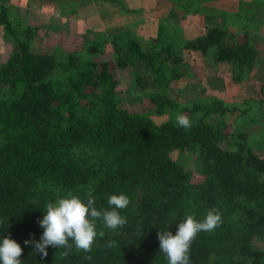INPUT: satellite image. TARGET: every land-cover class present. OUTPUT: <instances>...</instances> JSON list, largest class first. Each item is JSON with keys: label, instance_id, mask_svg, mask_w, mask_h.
Here are the masks:
<instances>
[{"label": "trees", "instance_id": "obj_1", "mask_svg": "<svg viewBox=\"0 0 264 264\" xmlns=\"http://www.w3.org/2000/svg\"><path fill=\"white\" fill-rule=\"evenodd\" d=\"M7 1L0 0L1 35L11 43L0 63V240L10 236L20 244L22 264H167L157 231L175 234L187 215L201 220L212 207L223 223L197 235L191 264H264V252L252 246L255 237H264V157L248 145L245 130L230 134L223 116L235 107L210 97L191 106L189 130L170 119L156 123L122 103L118 70L132 68L135 84L153 87L145 90L150 112L178 108L167 93L171 79L184 74L174 45L156 36L144 48L130 30L116 28L107 38L100 32L85 40L81 49L41 52L33 46L40 27L14 19ZM195 1L174 5L198 13ZM231 33L228 26L206 25L182 47L203 55L213 50L212 59L226 64L230 81L239 83L264 56L248 32L242 41L223 45ZM108 43L113 62L98 57ZM198 111L202 115L193 118ZM213 113L221 117L215 124L206 121ZM227 139L235 149L219 146ZM176 149L195 152L202 182H193L171 157ZM89 192L98 210L111 207L110 195L126 194L130 204L120 211L128 223L113 231L98 222L105 235L90 253L77 252L73 244L67 257L54 247L46 257L33 254L24 241H39L46 203L68 193L86 203ZM108 241L117 246L105 247Z\"/></svg>", "mask_w": 264, "mask_h": 264}, {"label": "rangeland", "instance_id": "obj_2", "mask_svg": "<svg viewBox=\"0 0 264 264\" xmlns=\"http://www.w3.org/2000/svg\"><path fill=\"white\" fill-rule=\"evenodd\" d=\"M92 1L96 0L80 1L78 16L70 14L71 10L65 4L67 1L44 5L45 3L41 4L37 0H8L7 5L12 9L14 19L27 21L40 27L33 46L35 50L41 52H66L81 49L85 40L96 37L100 32L105 33L104 37L107 38L116 28L130 30L144 48H147L156 36L161 42L171 43L181 52L185 63V66L181 67L184 74L174 80L171 79L167 87V93L179 102L178 108H167L161 115L150 112L145 90L153 89V87L145 83L142 89L135 84L132 68L118 70V96L121 97L122 103L136 112L149 113L156 123H160L168 119L175 121L176 115L181 112L191 117L188 114L194 102L205 101L210 97L219 98L236 109L223 116L230 134L237 130H245L248 145L255 153L264 157V90L261 89L264 79V57L250 76H246L239 83H232L227 65L212 59L213 50L203 55L196 51H186L182 47L187 38L200 33L206 25H219L228 26L232 32L223 40V45L230 46L242 41L244 32H248L264 56V0H198L195 1L196 5L201 7L198 13L187 12V10L192 11L193 7L175 6L174 2L178 0L168 5L162 0L165 8L164 6L163 8L150 7L147 12L144 11L139 16L143 21L130 28L104 27L106 22L116 21V19L108 18L105 22L111 12L101 15L102 19L101 17L99 19L96 11L100 13L101 4L92 3ZM179 1L184 3L189 0ZM141 4H144L143 0ZM92 12L95 16L88 19ZM171 12L176 13L171 16ZM205 12L211 18H206ZM239 14L240 18H238ZM2 32L0 27V63L11 50V43L2 37ZM98 57L113 62L112 46L109 43L106 44L105 52ZM167 76L170 77L168 71ZM160 91L162 89H159ZM201 115L202 112L198 111L192 117L197 118ZM220 118L218 113H213L206 116V121L215 124ZM219 146L227 150L235 149V144L230 139L220 142ZM171 157L190 171L193 182H202V166L194 151L176 149L171 152ZM252 246L264 252V237H255Z\"/></svg>", "mask_w": 264, "mask_h": 264}, {"label": "clouds", "instance_id": "obj_3", "mask_svg": "<svg viewBox=\"0 0 264 264\" xmlns=\"http://www.w3.org/2000/svg\"><path fill=\"white\" fill-rule=\"evenodd\" d=\"M175 124L189 130L192 121L181 112L176 115ZM107 203L110 208L98 210L91 192L87 193L86 203L72 193L56 199L55 202L49 201L46 203L43 218L38 221L39 226L44 229L39 241L25 240L24 244L33 246V254L39 253L42 258L48 255L49 247L63 249L60 255L67 257L72 252L73 244L77 252L90 253L97 237L103 238L105 235L104 231H98V222L113 231L128 223L127 217L120 211L130 204L126 194H112ZM222 223V214L216 207L210 208L201 220L189 214L178 223L175 234L170 230L157 231L160 253L164 254L167 264H191V244L197 235L200 232H212ZM116 246L115 241L105 244V247ZM22 254V247L10 236H4L0 240V264H22ZM85 259L91 257L86 256Z\"/></svg>", "mask_w": 264, "mask_h": 264}, {"label": "crops", "instance_id": "obj_4", "mask_svg": "<svg viewBox=\"0 0 264 264\" xmlns=\"http://www.w3.org/2000/svg\"><path fill=\"white\" fill-rule=\"evenodd\" d=\"M31 1V0H29ZM33 1V0H32ZM35 1V0H34ZM46 1V2H45ZM65 2L67 1V3L65 2V4H67V6L69 7V10H71V15L74 16H78L79 13V9H80V5H81V0L77 1V0H57L56 1H51V0H37V2H41L45 3L44 5H48L51 3H55L57 4L58 2ZM164 3L166 5L173 3L174 0H163ZM197 1V0H196ZM91 2V1H88ZM95 2H99L101 5L100 7H102V10H100V13L98 12V10L95 12L96 15L99 16V19L101 17V15H105L106 13H110L109 16L106 17L105 22L107 21V19L109 18H114L116 19V21L114 20H110L113 21V23L108 24L109 22H106L105 26H125V27H133L135 25H137L138 23H140L142 20L141 17H139L144 11H148L150 9V7L153 8H163V4H162V0H143L144 4L142 3V0H96V1H92V3ZM161 3V4H160ZM54 4V5H55ZM166 6H164L165 8ZM172 10V8L170 9ZM116 14H113L115 13ZM94 12H92V15H89L87 18L91 19L93 16ZM102 19V17H101ZM29 21V20H28ZM102 23V22H101Z\"/></svg>", "mask_w": 264, "mask_h": 264}]
</instances>
